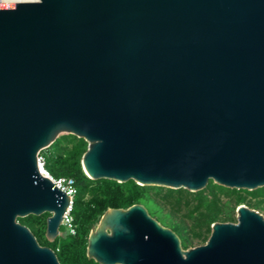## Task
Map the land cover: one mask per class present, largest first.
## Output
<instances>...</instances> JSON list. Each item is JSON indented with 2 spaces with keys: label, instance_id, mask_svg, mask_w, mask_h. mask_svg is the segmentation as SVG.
I'll list each match as a JSON object with an SVG mask.
<instances>
[{
  "label": "water",
  "instance_id": "1",
  "mask_svg": "<svg viewBox=\"0 0 264 264\" xmlns=\"http://www.w3.org/2000/svg\"><path fill=\"white\" fill-rule=\"evenodd\" d=\"M88 142L92 179L204 189L264 187V0L0 3V264H61L20 217L70 197L38 158L61 135ZM87 255L100 264H264V215L242 204L205 244L143 204L109 208Z\"/></svg>",
  "mask_w": 264,
  "mask_h": 264
},
{
  "label": "trees",
  "instance_id": "2",
  "mask_svg": "<svg viewBox=\"0 0 264 264\" xmlns=\"http://www.w3.org/2000/svg\"><path fill=\"white\" fill-rule=\"evenodd\" d=\"M87 149L84 138L65 134L40 153L54 177H70L75 181L77 192L72 209L75 234L65 233L50 241L46 236L49 213L19 218L41 245L54 249L61 264H100L88 257L87 248L92 226H97L109 208L143 204L150 215L180 236L184 249L205 244L215 222H237V208L242 204L264 210V187L237 189L211 180L204 189L192 192L185 188L141 185L134 180L92 179L82 166Z\"/></svg>",
  "mask_w": 264,
  "mask_h": 264
},
{
  "label": "built area",
  "instance_id": "3",
  "mask_svg": "<svg viewBox=\"0 0 264 264\" xmlns=\"http://www.w3.org/2000/svg\"><path fill=\"white\" fill-rule=\"evenodd\" d=\"M37 0H0V3H19V2H34ZM39 170L41 174L48 177L59 189L66 192L70 197V204L63 215L62 226L65 227V231L68 234H75L76 229L74 225V219L72 216V209L74 203V197L77 192L75 181L70 177H54L45 167V158L43 155H39L38 158Z\"/></svg>",
  "mask_w": 264,
  "mask_h": 264
},
{
  "label": "rangeland",
  "instance_id": "4",
  "mask_svg": "<svg viewBox=\"0 0 264 264\" xmlns=\"http://www.w3.org/2000/svg\"><path fill=\"white\" fill-rule=\"evenodd\" d=\"M257 211H259L262 215H264V210H257ZM98 225V224H97ZM63 227V229H61V235H64L65 233H66V231H65V227L64 226H62Z\"/></svg>",
  "mask_w": 264,
  "mask_h": 264
}]
</instances>
